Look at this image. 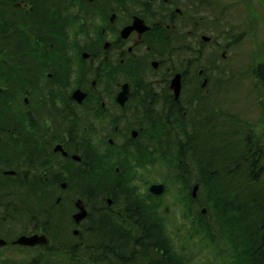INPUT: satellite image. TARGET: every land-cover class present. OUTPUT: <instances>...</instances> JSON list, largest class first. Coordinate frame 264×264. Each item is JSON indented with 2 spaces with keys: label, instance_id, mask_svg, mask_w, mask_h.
Instances as JSON below:
<instances>
[{
  "label": "flooded vegetation",
  "instance_id": "1",
  "mask_svg": "<svg viewBox=\"0 0 264 264\" xmlns=\"http://www.w3.org/2000/svg\"><path fill=\"white\" fill-rule=\"evenodd\" d=\"M69 1L67 13L77 21L68 23L67 53H56L63 63L51 57L52 45L34 44L33 60L18 62L11 46L0 45V73L10 67L18 75L0 79V264H54L61 249L58 260L71 264L69 250L88 241L81 235L92 219L126 215L115 204L118 185L149 191L153 148L165 145L167 129L181 131L175 117L193 115L195 88L211 84L218 55L227 56L220 40L225 14L219 18L213 9L225 5L220 0ZM259 2L235 4L249 6L258 21ZM14 5L28 8L24 0ZM55 197L63 207H54ZM78 203L87 211L79 222ZM55 210L69 220L68 238L53 236ZM34 236L43 239L18 243ZM123 254L112 255L127 264L131 257ZM112 255L104 256L110 264Z\"/></svg>",
  "mask_w": 264,
  "mask_h": 264
},
{
  "label": "trees",
  "instance_id": "2",
  "mask_svg": "<svg viewBox=\"0 0 264 264\" xmlns=\"http://www.w3.org/2000/svg\"><path fill=\"white\" fill-rule=\"evenodd\" d=\"M18 1L0 0V45L11 46L10 54L17 62L33 60L28 55L34 44L52 45L51 57L63 63L64 54L56 53H67L73 39L67 31L68 23L77 21L75 15L67 13V0H24L30 9L16 8ZM69 2L79 4L78 0ZM20 54L25 56L19 58ZM213 60L217 64V59ZM5 70L7 73L2 71L0 79L18 76L14 68ZM255 71L264 86V62ZM211 86L212 83L195 88L197 110L191 117H175L174 124L181 131L167 129L165 145L155 146L151 153L148 181H155L152 176L157 172L153 155L156 153V161H161L156 167L167 174V193L179 196L182 220L190 222L188 236L172 237L169 218L173 212L168 213L163 207L164 195L155 196L148 190L139 193L135 186L120 183L122 193L115 204L127 210L126 215L93 219L92 229L81 235L88 241L69 250L71 264L82 256L88 264H110L104 256L116 252L133 254V264H264V146L257 134L253 136L254 129L250 134L240 131V126L248 127L242 117H224L222 112L217 115L213 111ZM86 182L94 185V180ZM112 184L117 186V182ZM195 184L199 190L194 200ZM56 198L53 205L59 209L65 203L62 200L58 204ZM202 207L207 208L205 214ZM55 211L53 236L68 238L69 220ZM103 247L116 248L107 251ZM58 252L63 249L55 250L54 255ZM113 255V264H120L118 256L116 260Z\"/></svg>",
  "mask_w": 264,
  "mask_h": 264
},
{
  "label": "rangeland",
  "instance_id": "3",
  "mask_svg": "<svg viewBox=\"0 0 264 264\" xmlns=\"http://www.w3.org/2000/svg\"><path fill=\"white\" fill-rule=\"evenodd\" d=\"M239 1L220 0L225 5H215L213 8L219 18L221 16L218 14H225L222 19L224 22L223 28H226L225 31L227 32L221 39V35L218 33L219 36L214 37V43L218 39L222 40V48L228 50V52L225 59L219 58L218 55L219 68L213 73L211 86L213 93H211L210 98L214 104L213 111L217 115H219L218 112H222L220 115L223 116L234 114L242 117L248 127L240 126L241 128L238 127V129L240 128L242 132L245 130L246 134H250L251 128L254 129L256 133L252 132L253 136L257 134L264 146V86L255 71L259 64L264 62V0H260L259 3L253 5V9L258 8V11L262 14L261 19L258 21H255L252 15H249V6L235 4ZM226 6L229 7L226 8ZM23 7L24 5H21V8ZM213 62L215 61L213 60ZM262 78H264L263 75ZM163 167L165 168V166ZM166 176L164 169L158 173L156 172L152 176L155 179L153 183H165L164 178ZM146 192L147 190L144 189L143 193ZM176 195L174 192L167 193L162 199L164 208L169 207V205L171 207L168 213L173 212L169 218L172 225V232L171 230L170 232L173 238H176L177 234L188 236L187 228L190 225L189 221L182 220L181 210L183 204L180 203L179 196ZM192 205L193 208H197L196 203H192ZM95 216H99V214ZM176 225L178 227H175ZM69 233L71 234V231ZM207 247L209 246L207 245ZM128 256L132 258V254ZM80 259L82 261L76 260L75 264L76 262L78 264L89 263L84 256ZM132 261L134 262V259H131L127 264H133ZM53 262L54 264H62L57 256H54Z\"/></svg>",
  "mask_w": 264,
  "mask_h": 264
},
{
  "label": "water",
  "instance_id": "4",
  "mask_svg": "<svg viewBox=\"0 0 264 264\" xmlns=\"http://www.w3.org/2000/svg\"><path fill=\"white\" fill-rule=\"evenodd\" d=\"M173 89H174V93L176 95V97L179 96L180 94V83H179V77H177L174 82H173V85H172ZM75 95H78L80 97V99L84 98L85 94L81 91V90H77L75 92ZM79 99V100H80ZM198 188H199V185H195L194 189H193V197L196 198L197 196V191H198ZM166 191V185L165 184H153L151 187H150V192L154 195H162L164 192ZM81 212L78 213L75 218L76 220L79 222L80 220H82L83 218H85L86 216V211L85 209L82 207L81 208ZM203 213L206 212V208H203L202 210ZM41 239H43V237H40V236H34L32 238H28V237H22L18 243L20 244H24V245H34L38 242H41Z\"/></svg>",
  "mask_w": 264,
  "mask_h": 264
}]
</instances>
